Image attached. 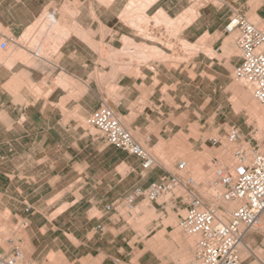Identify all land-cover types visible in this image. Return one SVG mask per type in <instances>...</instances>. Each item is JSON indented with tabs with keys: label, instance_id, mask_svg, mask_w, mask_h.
Instances as JSON below:
<instances>
[{
	"label": "rangeland",
	"instance_id": "obj_1",
	"mask_svg": "<svg viewBox=\"0 0 264 264\" xmlns=\"http://www.w3.org/2000/svg\"><path fill=\"white\" fill-rule=\"evenodd\" d=\"M233 1L182 0L181 9L170 11L174 15L138 9L133 19L151 38L133 28L131 35L101 32L98 19L68 16L73 12L64 7L54 18L59 28H52L46 15L53 10L41 9V0L0 1V38L8 41L6 50H0V63L7 64L5 58L11 54L20 70L28 66L37 71L31 75L32 81L27 72L19 74L24 90L44 94L59 86L76 100L74 113L69 114L75 120L73 128L62 131L58 128L64 123H58L59 116L50 112H31L22 122L18 109L13 112L12 107L0 106V255L18 251L30 264L193 263L197 236L184 233L179 225L186 208L177 202L178 197L189 193L185 203L191 193L198 195L226 220L238 202L222 199L225 189L218 183L216 170L233 172L238 146L250 149L254 140L264 146V117L249 110L240 90H246L247 85L234 79L235 65H228L229 56L236 60L238 54L235 38L226 55L224 46L216 41L225 34L201 33L208 20L214 24V16L200 20V30H186V21L179 22L193 7L201 11L213 6L218 16ZM246 17L259 23L250 13ZM127 18L131 20V12ZM33 25L36 27L31 29ZM28 27L33 31L27 32ZM69 36L92 49L88 71L81 74L83 80L38 61L33 54L40 47L47 60L58 63V47ZM182 40L194 49L183 47ZM131 41L133 45H129ZM142 46H154L158 55L143 58L140 53L147 49ZM39 77L43 83L37 87ZM7 79L9 75L5 78L1 69L0 91ZM99 91L108 95L100 103ZM85 101L96 105L92 111H83ZM101 106L113 108L121 125L156 159L153 169L161 175L166 171L179 174L173 193L153 203L122 204L116 214L105 211L107 205L121 203L122 193L129 191L131 154L107 144L101 133L86 123ZM232 126L239 129L243 142L227 141ZM167 158H171L169 163ZM185 160L189 161L185 170L177 171L176 164ZM64 205L68 208L59 211ZM260 218L264 220V213ZM98 223L102 230L96 228ZM63 229L75 230L69 243L75 247L68 259L52 251V238ZM243 241L250 249L246 252L239 247L243 264H259L258 258L264 264V225L257 223Z\"/></svg>",
	"mask_w": 264,
	"mask_h": 264
},
{
	"label": "built area",
	"instance_id": "obj_2",
	"mask_svg": "<svg viewBox=\"0 0 264 264\" xmlns=\"http://www.w3.org/2000/svg\"><path fill=\"white\" fill-rule=\"evenodd\" d=\"M223 32L236 34L239 63L233 69V77L250 87L253 97L264 105V20L253 23L240 13H235L224 24ZM7 45V39L0 38V50H6ZM87 124L97 129L115 149L140 159L143 168L157 165L156 159L121 125L112 108H97L89 115ZM226 139L230 143L244 141L239 129L234 126L226 133ZM249 146L250 149L237 147L234 152L237 163L232 173L216 170L218 183L225 189L222 199L238 202L228 211L226 220L216 208L206 206L198 195L191 193L186 201V212L179 225L184 233L197 236L192 264H243L239 255L240 243L264 213V146L256 140ZM185 168V161L176 164L177 171H184ZM179 181L177 172L166 171L145 188H134L126 196V202L132 205L137 199L156 201L163 195L173 193ZM191 181L187 179V183ZM110 208L111 205L106 206V209ZM98 228L101 229V226ZM0 264L30 263L24 261L22 253L15 251L0 255Z\"/></svg>",
	"mask_w": 264,
	"mask_h": 264
},
{
	"label": "crops",
	"instance_id": "obj_3",
	"mask_svg": "<svg viewBox=\"0 0 264 264\" xmlns=\"http://www.w3.org/2000/svg\"><path fill=\"white\" fill-rule=\"evenodd\" d=\"M0 1L4 2V0H0ZM41 2H42L41 9L53 10V14H52L53 18H55V15L58 14V10L64 7L67 11L73 12L72 15H68V16L75 18H83V19H98L99 22L98 26L99 28H101L100 29L101 32L113 33L116 35L117 34L131 35L132 28L136 29L138 34L141 33L139 32V27H137V24L135 23V20L133 19L132 16V14L135 13V11L138 9L141 10L154 9L156 12L162 11L163 13L165 12V14L170 13L171 15H174L170 11L173 10L177 11L182 8V3H181L182 0H101V1L100 0H41ZM193 9L194 7L191 8L190 10ZM1 10L4 13L6 9L5 7H2ZM130 12H131V20L128 21L127 17L130 15ZM197 12H198V16L195 18V21L193 22L192 20L186 26H183V28L186 27V30L190 28L191 29L196 28V30H200L203 26L200 20H203L206 17L214 16V21H213L214 24L211 25V22L208 20L207 28H205V30L203 29L201 33L225 34L223 32L222 25L226 23L227 18L234 12L240 13L245 17L247 13H250L253 17L259 19V22L264 20V0H244L240 2L235 0L232 3L227 4L223 9V11L221 12V14L218 16L214 14L216 12L214 11L213 6L203 7V9L201 8V11L197 10ZM122 13L124 16H122L123 19H120ZM48 16H51V14H48L47 17ZM182 17L179 19V22L183 20ZM169 19L172 18L169 17ZM196 21H198L199 23L196 24L195 23ZM193 24H196L195 25L196 27H194ZM102 28H104L105 30L103 31ZM26 31L29 32V27L26 29ZM232 34L234 35L233 37L236 40L235 33L225 34L224 38L217 37L216 39V41H218L220 45L224 46L223 53H226V55L231 50L230 45L232 44L233 41V37H231ZM188 36L189 35H187L186 37L188 38ZM123 38L126 37L123 36ZM213 46L215 45L213 44ZM219 49L220 48H217L216 50ZM91 50H92L91 47L86 45L84 42L76 40L71 36H69L64 41H62V43L58 47V63L57 62L54 63L52 61L47 60L45 56H44L45 58L36 56V54L38 53L33 51L32 52L35 58L37 57L36 58L37 60L40 59L38 61H43V62L45 61L51 66L59 67L61 69V72L72 75L77 79L80 77V79L83 80L81 74H86L88 71L87 69L89 66L88 62L91 59ZM28 51H30V49H28ZM18 54L23 55V53H18ZM15 59L16 58L13 55L8 54V56L5 58L7 64L0 63V72L2 69L5 78L8 77V75L10 77V79H7L3 83V87H4L3 91H0V106L12 107L13 112L14 110L18 109L17 112L21 113L22 115L19 118V120H21L22 122L26 121L28 118L27 116L25 117L24 115L30 114L31 112L39 113L40 115H44L50 112L51 114L59 116L58 123L59 122L64 123V126L60 125V128H58L61 129L60 131L72 129L73 128L72 122L74 123L75 120L70 119L69 114L71 112L74 113V109L76 107V100L70 98L69 95L70 92L59 86H54L53 88L49 89L47 93L44 94L43 92L39 93L38 91H34L35 92L34 93L33 91H29L28 89L24 90L23 89L24 87L20 85V82H18L20 81L17 78L19 74L27 72L26 74H28L27 75L28 79L32 81L31 75L34 73L37 74V71L34 70L33 67H28V66L20 70V68L17 67V62H15ZM238 63H239L238 54H236V60L231 59L229 56L228 65L230 64L237 65ZM41 80H43V78L40 79V77L35 80V85L37 87L40 86L39 84L43 83V81ZM120 80L122 79L120 78L118 81ZM60 83H62V81H60ZM121 90H124L123 86H121ZM107 96L108 95L106 92L102 93L101 91H99V103L104 99H106ZM80 99H84V97L81 96ZM78 103L79 105H81L80 102ZM95 106L96 105H93L91 101L88 102L85 101L82 107H83V111L90 112V110L92 111L93 107ZM66 114L68 115L67 118H66ZM149 140L150 139H146L147 142H149ZM125 162L126 161H122V164H124ZM153 168L154 167L148 169L143 168L140 159L131 155V186H129V191L127 193L125 192L126 195L122 193L124 196H122L123 198H120L121 200H123L121 203H119L118 205H111V208L105 209V211L111 210L115 214L119 213L118 207L122 206V204H128L126 202V196L130 192H132L134 188L136 187L145 188L151 182L157 181L161 176V174ZM188 194L187 195L181 194L180 195L181 197H178L177 200V202H180L181 205L184 206L185 208L187 207V202L184 203V198L186 196H189ZM142 201L144 200L137 199L135 202L132 203V205H137ZM153 202H157V200L152 201L151 203ZM67 208L68 207L63 209L61 212H63ZM98 226H101V230L103 229L101 223H98L96 225V228H98ZM70 235L71 237H69ZM74 235H75V230H69V229L61 230L60 233L57 234V236L52 238V241L54 242L55 245L52 251L58 252L64 258L68 259V255L70 254V252L74 250L75 247V246L71 247V245L69 244L72 243L71 238H73ZM59 236H64L63 237L64 239L63 238L59 239L60 238ZM56 242L58 244L60 242L61 245L56 244ZM33 248L36 251L37 245H35ZM44 248L45 246L42 248V250ZM114 262L116 264L119 261L115 260Z\"/></svg>",
	"mask_w": 264,
	"mask_h": 264
},
{
	"label": "bare ground",
	"instance_id": "obj_4",
	"mask_svg": "<svg viewBox=\"0 0 264 264\" xmlns=\"http://www.w3.org/2000/svg\"><path fill=\"white\" fill-rule=\"evenodd\" d=\"M160 14H163V12L162 11H158ZM157 12V13H158ZM48 14V13H47ZM47 16V15H46ZM53 15H51V16H48V18H50L51 19V24H50V27H58L59 26V21H57L56 19H54L53 17H52ZM161 16V15H160ZM198 16V12H197V7H194V9L193 10H190L189 11V13H187L184 17H182L183 18V20L184 21H186L185 22V26L189 23V22H191L192 20H194L196 17ZM43 18V17H42ZM159 19V17H158V14L156 15V20H158ZM162 18H160V20H161ZM154 20V19H153ZM156 20H155V22H156ZM182 20V21H183ZM41 21V20H40ZM39 21V22H40ZM175 21H177V20H174V22ZM181 21V20H180ZM39 22H37V24L39 23ZM160 21L158 20V23H159ZM44 23V22H43ZM154 23V22H153ZM42 24V23H41ZM154 25H156V24H154ZM34 26L36 27V25H33V28H32V26H31V29H34ZM38 26V25H37ZM49 27V26H48ZM59 28V27H58ZM30 29V27H29V31L31 30ZM56 29V28H55ZM56 30H58V29H56ZM31 31H33V30H31ZM139 32H141L142 34H144V35H146L148 38H151L150 37V34L149 33H145V31L144 30H142V29H139ZM45 36V35H44ZM234 35L232 34L231 35V37H233ZM152 38H154L153 36H152ZM123 39H125V38H123ZM29 40V39H28ZM183 42H182V46L183 47H190L188 50L190 51V49H194L193 48V46L192 45H190V44H186V42L184 41V40H182ZM134 43L131 41V43H129V45H133ZM143 48H146L147 49V52H141L140 54H142L143 55V58H145V59H149L150 57H155V56H157L158 54H157V52H156V48H154V46L153 47H151V46H149V47H145V46H142ZM134 49H137L136 48V46H134L133 47ZM139 48H141V47H139ZM138 48V49H139ZM40 47H38V49H37V53L38 54H36V56H39V57H44L43 56V54H41L39 51H40ZM208 51H209V49H208ZM209 53V52H208ZM207 53V54H208ZM141 55V56H142ZM159 55H160V53H159ZM37 58V57H36ZM45 58V57H44ZM144 59V60H145ZM38 60H40V59H38ZM235 79V78H234ZM237 81V80H236ZM243 82H240V85L242 84ZM240 85H238V86H240ZM237 86V87H238ZM239 88H241V87H239ZM241 91H243V93H244V98H245V101H246V103L248 104V107H249V110H251V112H253V113H257V112H259V113H261V115H263V117H264V108H263V106H261V105H259V103H257V100L253 97V95H252V91H251V88L250 87H248L247 86V88H246V90H242V89H240ZM111 108V107H110ZM113 109V108H112ZM88 119V118H87ZM86 123H87V120H86ZM90 126V125H89ZM222 155V154H221ZM222 157V156H221ZM169 158H167L166 159V163L168 162H170L171 161V158L168 160ZM222 159H224V158H222ZM228 160H230V158L228 159ZM218 161V160H217ZM227 161V160H226ZM230 161H232V160H230ZM220 162V161H219ZM185 163L188 165V163H189V161L188 160H185ZM221 163V162H220ZM232 162H230V164H231ZM237 163V162H236ZM222 164V163H221ZM233 164V163H232ZM227 165H229V162H228V164ZM222 167V166H221ZM232 167V166H231ZM234 169V168H233ZM213 194V193H212ZM67 207V205H64V206H62L60 209L61 210H59V211H62L63 209H65ZM262 216V215H261ZM260 216V217H261ZM259 217V219H258V221H257V223L258 224H261V226L262 225H264V220L263 219H261ZM257 223H256V225H257ZM162 233V232H161ZM161 233H158L156 236H155V239H157V238H159V236H160V234ZM177 233V232H176ZM176 233H175V235H176ZM193 237V236H192ZM190 238V237H189ZM191 239V238H190ZM160 245V244H159ZM161 246V245H160ZM151 247L153 248V249H156L157 248V244H152L151 245ZM239 247H241L242 249H243V251H246V252H250V249H249V246H248V244L245 242V241H243L242 240V242L240 243V246ZM242 254V253H241ZM257 258H258V256H257ZM258 261H259V264H263L262 262H261V260L258 258ZM133 262V261H132ZM135 262V261H134ZM186 262V261H185Z\"/></svg>",
	"mask_w": 264,
	"mask_h": 264
}]
</instances>
